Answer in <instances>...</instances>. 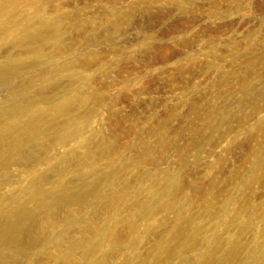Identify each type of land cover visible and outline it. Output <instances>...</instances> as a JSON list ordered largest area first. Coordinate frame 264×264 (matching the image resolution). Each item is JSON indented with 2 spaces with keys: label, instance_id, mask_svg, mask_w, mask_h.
I'll use <instances>...</instances> for the list:
<instances>
[{
  "label": "rangeland",
  "instance_id": "1",
  "mask_svg": "<svg viewBox=\"0 0 264 264\" xmlns=\"http://www.w3.org/2000/svg\"><path fill=\"white\" fill-rule=\"evenodd\" d=\"M174 1L21 0L0 13V61L32 60L38 51L86 78L76 87L67 72L49 77L34 67L10 84L29 88L41 107L58 102L60 89L78 90L84 102L74 104L78 134L35 159L7 157L0 168V207L8 213L19 199L35 213L22 237L28 250L9 264H157L158 242L176 244L192 218L201 238L179 247L173 264L225 258L227 240L264 247V0L224 1L218 13L212 0ZM30 26L42 39L56 26L59 38L18 44ZM10 86L0 78L1 106L11 100ZM113 166L114 195L75 205L77 220L70 222V207L36 206L39 175L58 193L81 172ZM167 173L181 187L141 216L145 188ZM101 227L108 234L96 253L72 249L73 239ZM69 252L74 260L63 258Z\"/></svg>",
  "mask_w": 264,
  "mask_h": 264
},
{
  "label": "bare ground",
  "instance_id": "2",
  "mask_svg": "<svg viewBox=\"0 0 264 264\" xmlns=\"http://www.w3.org/2000/svg\"><path fill=\"white\" fill-rule=\"evenodd\" d=\"M20 1L21 0H0V13L13 9ZM212 1L213 2H210L213 4L214 13H218L222 10L221 6L224 1L228 2L229 5L239 3V0ZM176 3L181 4V1L175 0L174 4ZM192 21L191 19L190 22ZM116 24V22H112L111 26L115 27ZM50 26L51 25L48 27ZM56 26H58V24H56ZM56 26H53L51 34L47 36L44 35L43 39L42 32L35 30L31 26L27 27V31L18 40V44H23L25 41L32 42L37 40L41 42H45L46 40L55 42L59 38ZM34 53L35 58L32 60L0 61V78L5 85L10 86L14 75L24 73L29 68L34 67H40L42 73L48 71L49 77L54 76V73L63 74L67 72L69 81L76 87H79L81 83L86 81L82 73L75 70L69 71L70 66L68 62L49 64L48 60L40 58V53L38 51H34ZM242 87L245 90L252 89L250 85L246 84L242 85ZM28 89L27 87L10 86L11 100L9 104L6 106L0 105V154L2 156L0 159V168L5 166V159L7 157L14 159H20V157L24 159L38 158V152L42 148L54 143L63 144L80 131L81 122L79 120V115L81 113L78 114L74 104L75 101L83 103L84 100L81 98L78 90H76L77 93L71 96V93L65 91V89H60L61 99L58 102L49 107H41L38 105L36 99L29 98ZM42 95L44 101L50 100L47 94L42 93ZM93 95L96 98L100 96V94L96 92H94ZM216 123L217 121H211V124ZM46 134H49L52 138H46ZM4 143L8 145L5 152L2 150V145ZM85 156L91 158V152H86ZM117 172V166H113L106 171H101L94 176H89L87 173L81 172L78 181L65 183L62 190L58 193L45 187V177L39 175L35 180L36 190L32 191V195L38 208H43L45 206H51L53 208L57 206L70 207L72 214L74 213L73 217L69 218L70 222H72L73 220H77L73 208L75 205L84 204L93 199H99L104 194L114 195L111 188L115 178L118 177ZM179 187H181V183L178 182L171 173L165 174L162 179L159 178L154 184L146 187L144 195L137 202L140 215L145 216L151 212L153 210V202H162V199L166 195L170 193L173 194ZM168 203L169 202L165 203V205ZM207 205L210 206V203ZM169 206H171V204H169ZM7 208L8 207L5 206L0 207V264H9V260L16 259L20 253H24L28 250V242L22 237L29 234L35 217L34 208L19 199H14L8 213H6ZM221 209L223 213L227 212L225 206ZM187 229V232H180L177 234V237H175L176 244L174 245L163 239L158 242L155 254V261L157 264H173L171 259L178 253L177 250L179 247L188 246V243L192 240L201 238L199 219H190ZM107 234L108 231L101 227L97 233L93 235H84L75 238L72 241V249L81 248L87 254L96 253L107 238ZM208 242H212V240ZM227 243L228 248L225 258L213 254L204 264H237L245 261L251 264H264L263 246L248 247L245 244L230 240H227ZM63 258L74 260L75 256L69 252ZM84 264H99V259L91 258Z\"/></svg>",
  "mask_w": 264,
  "mask_h": 264
}]
</instances>
